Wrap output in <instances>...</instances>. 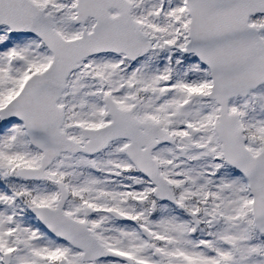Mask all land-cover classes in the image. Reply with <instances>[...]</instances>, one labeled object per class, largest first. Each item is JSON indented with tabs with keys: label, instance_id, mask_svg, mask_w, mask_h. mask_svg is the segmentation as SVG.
Segmentation results:
<instances>
[{
	"label": "snow or ice",
	"instance_id": "6c2138e0",
	"mask_svg": "<svg viewBox=\"0 0 264 264\" xmlns=\"http://www.w3.org/2000/svg\"><path fill=\"white\" fill-rule=\"evenodd\" d=\"M0 264H264V0H0Z\"/></svg>",
	"mask_w": 264,
	"mask_h": 264
}]
</instances>
